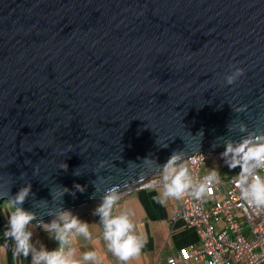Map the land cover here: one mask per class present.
<instances>
[{"label": "water", "instance_id": "1", "mask_svg": "<svg viewBox=\"0 0 264 264\" xmlns=\"http://www.w3.org/2000/svg\"><path fill=\"white\" fill-rule=\"evenodd\" d=\"M253 133L264 0H0V205L38 226Z\"/></svg>", "mask_w": 264, "mask_h": 264}, {"label": "clouds", "instance_id": "2", "mask_svg": "<svg viewBox=\"0 0 264 264\" xmlns=\"http://www.w3.org/2000/svg\"><path fill=\"white\" fill-rule=\"evenodd\" d=\"M233 68L234 71L225 77L229 85L234 84L245 74V69L236 66ZM237 111H243V109H237ZM241 131H246L245 125H241ZM222 156L226 158V163L231 169H240L237 186L243 199L254 207H264V175L261 174L264 171V133L249 134L237 144L229 142ZM180 158L179 154H173L163 166V179L168 181L164 188L165 197L180 198L192 187V180L187 169L177 171L174 168ZM61 168L66 170L67 164L62 165ZM206 179L208 181L219 179V174L213 171ZM210 185V183L201 184L195 193L196 197H202ZM76 188L84 191V188L78 184ZM67 191L63 189V193ZM30 192L29 184L21 188L9 203L12 210L8 215L4 235L13 243L14 255L25 259L30 258V264H99L100 258L95 251L84 252L80 259L76 258L74 242L79 237L91 241L93 234L88 222L82 221L68 210H62L50 224H41L44 231L58 243V247L51 250L44 244L37 247L33 241L34 233L29 227L37 219L36 214L22 207ZM120 200L119 187H111L93 214L100 218L103 240L108 250L119 261L127 264L128 261L140 256L145 239L137 231L130 213L114 214L113 210Z\"/></svg>", "mask_w": 264, "mask_h": 264}, {"label": "built area", "instance_id": "3", "mask_svg": "<svg viewBox=\"0 0 264 264\" xmlns=\"http://www.w3.org/2000/svg\"><path fill=\"white\" fill-rule=\"evenodd\" d=\"M222 153L198 154L174 166L177 171L181 166L188 169L192 187L177 198L179 210L172 222L183 221L195 229L201 244L182 248L168 264H264V207H254L243 199L237 186L239 176L225 180L219 175L208 181L212 172H202V165L212 157H223ZM163 176L164 171L155 174L140 188L164 187L168 181ZM208 183V191L196 197L199 186Z\"/></svg>", "mask_w": 264, "mask_h": 264}, {"label": "crops", "instance_id": "4", "mask_svg": "<svg viewBox=\"0 0 264 264\" xmlns=\"http://www.w3.org/2000/svg\"><path fill=\"white\" fill-rule=\"evenodd\" d=\"M164 188L165 186L137 188L121 196L119 204L113 210L114 214L130 213L137 231L145 239L140 256L127 264H168L169 258L178 257L182 248L201 244L195 229L188 227L183 221L172 222L179 210V200L165 197ZM96 208L79 216L82 221L89 223L93 239L89 241L79 237L75 241L76 258L80 259L84 252L95 251L100 258L99 264H124L108 250L103 240L100 218L93 214ZM11 210L9 204L0 205V264H30V258L14 255V245L4 235ZM29 227L34 233L33 241L37 247L41 244L46 245L49 250L58 247V243L42 227L34 222ZM187 264L205 263L191 261Z\"/></svg>", "mask_w": 264, "mask_h": 264}, {"label": "rangeland", "instance_id": "5", "mask_svg": "<svg viewBox=\"0 0 264 264\" xmlns=\"http://www.w3.org/2000/svg\"><path fill=\"white\" fill-rule=\"evenodd\" d=\"M180 169H187L186 167L181 166ZM188 171V169H187ZM217 172L223 179H230L233 177H238V174L240 172L239 168L231 169L228 164L226 163V158L217 156L210 158L206 164L202 165V172L204 174L209 172ZM9 203H5V206H7ZM221 224H218L217 227L219 228Z\"/></svg>", "mask_w": 264, "mask_h": 264}, {"label": "bare ground", "instance_id": "6", "mask_svg": "<svg viewBox=\"0 0 264 264\" xmlns=\"http://www.w3.org/2000/svg\"><path fill=\"white\" fill-rule=\"evenodd\" d=\"M194 156H195V155H194ZM191 157H192V156H191ZM189 158H190V157H189ZM183 162H185V161H183ZM175 166H176V165H175ZM161 173H162V172H161ZM147 181H148V180H147ZM147 181H146L144 184H146ZM144 184H143V185H144ZM143 185H142V186H143ZM142 186H140V187H142ZM140 187H139V188H140ZM86 210H87V209H86ZM86 210H83V211H86ZM75 213L78 214V215L81 214L80 211H79V212H75ZM75 213H74V214H75ZM51 222H52V221H50L49 224H50Z\"/></svg>", "mask_w": 264, "mask_h": 264}]
</instances>
